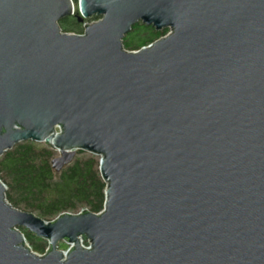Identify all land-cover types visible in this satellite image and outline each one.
<instances>
[{
  "label": "water",
  "instance_id": "1",
  "mask_svg": "<svg viewBox=\"0 0 264 264\" xmlns=\"http://www.w3.org/2000/svg\"><path fill=\"white\" fill-rule=\"evenodd\" d=\"M75 5L98 17L81 36L57 26L71 0H0V155L42 143L54 173L99 157L102 209L44 222L0 183V264H264V0ZM136 22L168 34L123 50Z\"/></svg>",
  "mask_w": 264,
  "mask_h": 264
},
{
  "label": "trees",
  "instance_id": "2",
  "mask_svg": "<svg viewBox=\"0 0 264 264\" xmlns=\"http://www.w3.org/2000/svg\"><path fill=\"white\" fill-rule=\"evenodd\" d=\"M73 5L76 0H71ZM73 16L57 23L62 33L79 34L80 26L89 19ZM167 29L155 31L151 26L136 22L121 39V47L126 51H136L162 38ZM78 154L83 151H77ZM53 150L34 142L14 145L0 155V183L4 185V200L20 212H34L35 217L50 222L62 213L77 214L85 211L97 214L104 202L105 182L98 172L96 156L88 154L85 158H73L72 162L59 173H54L50 161ZM25 242L30 249L43 253L45 240L22 230Z\"/></svg>",
  "mask_w": 264,
  "mask_h": 264
},
{
  "label": "rangeland",
  "instance_id": "3",
  "mask_svg": "<svg viewBox=\"0 0 264 264\" xmlns=\"http://www.w3.org/2000/svg\"><path fill=\"white\" fill-rule=\"evenodd\" d=\"M74 10H76V5H75V4H74ZM76 14H77V10H76ZM89 21H94V20H88L87 22H89ZM37 144H39V145H41V146H45V145L42 144V143H37ZM53 153H54V156H53V157H56V156L58 155V154H57L56 152H54V151H53ZM87 156H88V153L83 152V153L78 154L77 151H76V152H75V155H74V158H85V157H87ZM96 158H97V157H96ZM55 174H56V173H55ZM19 211H20V210H19ZM32 215H34V212H32ZM17 230L21 233L22 230H24V229H22V228H17ZM25 244H26V246H28V247L30 248V245H29L27 242H25ZM67 248H68V244H66V243L63 242V241H59V242L56 243V245H55V250H57V251L64 252V251L67 250ZM47 249H48V247H47V243H46V244H44L43 252L46 251ZM30 251H31L32 253L36 254V255H40V253H38V252H34V251H32L31 249H30Z\"/></svg>",
  "mask_w": 264,
  "mask_h": 264
},
{
  "label": "built area",
  "instance_id": "4",
  "mask_svg": "<svg viewBox=\"0 0 264 264\" xmlns=\"http://www.w3.org/2000/svg\"><path fill=\"white\" fill-rule=\"evenodd\" d=\"M98 19H96V20H94V21H89V22H84V23H82L81 24V26H80V33L79 34H75V35H79V36H81L82 34H83V26L84 25H90V24H92V23H94V22H96ZM168 34V31H167V33L164 35V36H166ZM163 36V37H164ZM54 132H57L58 131V127L57 126H55L54 128ZM97 157V156H96ZM97 160H99V157H97ZM3 185V184H2ZM3 187H4V185H3ZM5 188V187H4ZM79 213V212H78ZM78 239V245H79V247L80 248H82V249H88V247H89V242H88V240H86V239H84V240H81L80 239V237H78L77 238ZM66 244H68V243H66ZM28 247V246H27ZM72 247H73V244H68V248H67V250L66 251H64V252H62L63 253V255L65 256L66 255V253L70 250V249H72ZM29 248V247H28ZM29 250H30V248H29ZM46 251H44L42 254H40V255H43L44 253H45ZM61 252V251H60Z\"/></svg>",
  "mask_w": 264,
  "mask_h": 264
}]
</instances>
